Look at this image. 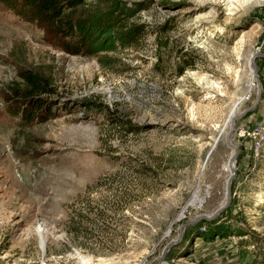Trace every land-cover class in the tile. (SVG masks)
Instances as JSON below:
<instances>
[{
	"label": "rangeland",
	"instance_id": "rangeland-1",
	"mask_svg": "<svg viewBox=\"0 0 264 264\" xmlns=\"http://www.w3.org/2000/svg\"><path fill=\"white\" fill-rule=\"evenodd\" d=\"M148 1L132 20L147 29L138 48L112 53L119 62L104 68L97 58L64 53L45 29L0 0V264H157L184 224L225 201L233 151L227 135L214 146L210 139L233 95L251 93L239 115L257 99L247 75L236 86L234 52L245 44V56L262 54L264 6L230 17L200 0ZM210 11V22H197ZM256 64L264 85V58ZM22 69L52 80L55 94L43 97V111L32 113L11 92ZM203 77L218 88L208 94ZM254 124L258 145L235 135L232 201L215 219L240 235L206 240L196 234L202 222L189 226L166 264L264 258V94L236 128ZM79 213L99 220L87 225L92 231H75Z\"/></svg>",
	"mask_w": 264,
	"mask_h": 264
},
{
	"label": "trees",
	"instance_id": "trees-1",
	"mask_svg": "<svg viewBox=\"0 0 264 264\" xmlns=\"http://www.w3.org/2000/svg\"><path fill=\"white\" fill-rule=\"evenodd\" d=\"M5 1L27 22L36 23L45 29L64 53L70 56L97 58L104 68H111L119 62L118 58L110 56L112 53L138 48L147 29L145 24L134 23L132 20L151 6L148 0L131 4L124 0ZM183 72L184 67H181L179 74ZM15 85L19 88L12 86L11 92L14 96L24 99L32 113L46 109L47 103L43 97L55 94L50 77L33 69H22ZM48 111L51 112V109ZM99 215L104 216L102 211ZM223 215H227V212ZM76 216L79 219H76ZM72 220L76 225L75 231L81 230L85 233L92 231L87 225L99 221H93L88 213L74 215ZM205 225L209 228L202 231L201 228ZM196 234L197 238L214 240L239 233L219 225L218 221L214 220L201 223ZM248 264H264V258L260 261L254 256Z\"/></svg>",
	"mask_w": 264,
	"mask_h": 264
},
{
	"label": "bare ground",
	"instance_id": "bare-ground-1",
	"mask_svg": "<svg viewBox=\"0 0 264 264\" xmlns=\"http://www.w3.org/2000/svg\"><path fill=\"white\" fill-rule=\"evenodd\" d=\"M199 2H200L199 4H201L203 7L206 6V5H211L213 7H221V8L224 9V11L230 17L231 16H235L237 14H241L239 17H243L252 8L264 6V0H200ZM208 14H209L208 16H204L203 14L200 15V17H198L199 19H197V22L201 23L202 20H203V23L204 22H207V23L210 22V20H208V19L209 18L213 19L214 16H215V13L210 11ZM260 21L264 23V16H263V18ZM252 30H253V28H252ZM248 34H250V31L245 32V34L242 37H246V35H248ZM210 36H212V35H210ZM195 37H196L195 39L197 41H199L204 36L201 34V32H199L198 35L195 36ZM245 47H246L245 44L244 45L242 44V45L239 46V48L236 50V52H234L235 55L237 53V63L240 64L239 69L237 71H235V74H236V77H237L236 86L239 88V85L242 84L245 76L247 75L248 76V83H247L248 84V88H249L250 91H252L251 89L255 85H257L256 75H255V71L253 69L252 63H253V60L258 55H260L261 53L253 52V53L249 54L248 56H245L244 55V48ZM228 72H230V71H228ZM189 76H191V78H192V77H195L196 74L195 73H190ZM200 83L203 86V88L208 91V94L213 92L215 89L218 88L216 83L213 82L209 77L201 78L200 79ZM250 94L251 93L248 92V95L244 96V97H240V96H238V94L233 95V99H232L231 103L228 105V109H229L228 114L225 117V119L223 120V125L221 126L220 132L218 134L215 132L213 134V137L210 139V142H211V144L213 146L221 138V136H223V135L226 136L227 135V131L230 130V127H231L232 119L239 115V113H237V111H238L240 105L243 103V101H245L249 97ZM217 128H219V126L215 127L214 130H216ZM228 169H229V173H230L231 166L229 164H228ZM225 201H226V199H225ZM225 201L223 202V204L225 203ZM182 213H184V211H182ZM182 213H181L179 218H181Z\"/></svg>",
	"mask_w": 264,
	"mask_h": 264
},
{
	"label": "water",
	"instance_id": "water-1",
	"mask_svg": "<svg viewBox=\"0 0 264 264\" xmlns=\"http://www.w3.org/2000/svg\"><path fill=\"white\" fill-rule=\"evenodd\" d=\"M260 56H262L264 58V54H260L253 60V63H252L253 69H254L255 75H256V82L258 85L257 99L251 107L244 110L243 112L240 113V115H238L232 119L230 130L226 136V144L233 151V154L231 155L229 162H228V164L231 166V170H230V174H229V177L227 179V184H226V201L214 213H212L210 215L201 214L194 221L184 224L181 227V235H180L179 239L171 241L166 246V248L164 249V252H163V254H162V256H161V258L157 264H166L165 260L167 258V255L169 254V252L171 251V249L174 246H177L178 244H180L183 241L187 227L195 225V224L200 223V222H202V223L203 222H212L219 215L224 213L230 206V203L232 201V186H233V182H234V179L236 177V174H237L236 173V167H235L236 166V159H237L238 152H239L238 147H236L234 144L235 135H236V124H237L238 120H240V119L250 115L254 111H256V109L258 108V106L260 105V103L262 101L263 94H264V85L261 81L260 75L258 74V69H257V64H256V60ZM187 208H188L187 206L184 207L185 210L183 209V211H187ZM184 218H185V215H184V213H182V216H181V218H179V220L181 221ZM40 243H41V249H42L43 256H45L46 241L44 242L42 240V238L40 237Z\"/></svg>",
	"mask_w": 264,
	"mask_h": 264
},
{
	"label": "built area",
	"instance_id": "built-area-1",
	"mask_svg": "<svg viewBox=\"0 0 264 264\" xmlns=\"http://www.w3.org/2000/svg\"><path fill=\"white\" fill-rule=\"evenodd\" d=\"M264 15V12H263ZM258 51H264V41H261V44L259 46ZM258 89V87H257ZM250 101V99H246L244 101V103ZM260 133H261V127H255V124L253 125V127L251 129L249 128H244V127H237L236 128V138L239 139H245V138H251L253 140H255L256 145L259 144L260 142Z\"/></svg>",
	"mask_w": 264,
	"mask_h": 264
},
{
	"label": "crops",
	"instance_id": "crops-1",
	"mask_svg": "<svg viewBox=\"0 0 264 264\" xmlns=\"http://www.w3.org/2000/svg\"><path fill=\"white\" fill-rule=\"evenodd\" d=\"M263 71H264V66H263ZM264 76V74H262Z\"/></svg>",
	"mask_w": 264,
	"mask_h": 264
}]
</instances>
